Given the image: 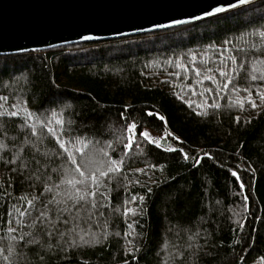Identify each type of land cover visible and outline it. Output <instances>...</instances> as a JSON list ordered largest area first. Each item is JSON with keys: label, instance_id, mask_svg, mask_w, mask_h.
<instances>
[{"label": "trees", "instance_id": "1", "mask_svg": "<svg viewBox=\"0 0 264 264\" xmlns=\"http://www.w3.org/2000/svg\"><path fill=\"white\" fill-rule=\"evenodd\" d=\"M260 27H264V0H250L224 12L159 30L0 54V95L9 96V103L23 98L32 111L49 110V116L64 111L65 119H77L82 129L91 130L85 132L89 139L100 140L105 146L115 140L113 133L125 120L142 124V131L147 127L156 133L165 132L171 143L141 141L142 151L133 147L129 152L133 159L124 169L133 183L123 181L122 187L109 184L108 198L100 201L103 207L91 218L87 213L80 214L76 232L98 236L100 243L69 249L67 260L62 250L49 253L46 245L36 247L29 253L31 264H262L264 111L247 104L243 111L229 109L227 105L237 98L231 91L219 96L215 92L200 95L206 87L216 86L203 79L209 67L229 71L240 97L246 95L244 87L260 84L246 78L253 72L250 65L241 70L230 61L221 64L219 56L225 49H248L251 42H258L259 38L249 33ZM196 68L202 72L200 77ZM233 68L239 76L231 73ZM214 74L223 82L218 73ZM205 101L219 102L222 108L216 115L200 117L195 114L200 111L197 105ZM149 112L154 115L149 116ZM237 115L240 123L235 122ZM3 119L9 118H0V122ZM20 122V118H11L7 125L9 138L18 135ZM0 142L8 145L0 150V193L6 190L11 194L0 195V247H8L11 235L21 234H9L8 227L32 231L23 226L31 224V217H20L13 205L24 210L27 205L18 203V197L38 196L43 187L27 180L28 173L18 177L11 171L13 166L3 160L15 155V149L4 137ZM114 146L113 158H119L123 146ZM173 148L183 152L169 151ZM185 153L188 160L183 158ZM197 156L202 158L199 164L192 159ZM150 165L156 167L148 170ZM134 168H145L147 174L134 173ZM233 171L239 180L231 175ZM137 179L140 184L134 183ZM241 182L244 188H240ZM34 183L36 187L31 186ZM51 195L45 193V200ZM132 195L145 196L142 215L123 214L124 202ZM117 208L119 211H114ZM29 211L32 216L36 214ZM134 220L138 223L128 229V223ZM238 223L244 227L239 228ZM69 226L74 225L70 222ZM127 231L132 236L125 238ZM105 232L109 234L107 240ZM72 238L79 243L78 236ZM129 239L133 244L128 243ZM190 243L198 246L199 255H193L197 249L189 250ZM133 245L136 251L130 250ZM40 255L45 257L43 261ZM0 264H5L2 258Z\"/></svg>", "mask_w": 264, "mask_h": 264}, {"label": "snow or ice", "instance_id": "2", "mask_svg": "<svg viewBox=\"0 0 264 264\" xmlns=\"http://www.w3.org/2000/svg\"><path fill=\"white\" fill-rule=\"evenodd\" d=\"M248 2L249 0H239L240 4ZM230 7H236V5H230ZM224 11L226 9L223 7H215L211 11H205L204 15L211 16ZM195 19H199V17H195ZM185 22L183 20L172 21L173 24ZM156 27H166V25H156ZM249 36L258 37V42H251L248 49L237 48L235 51L231 48L225 49L219 53L220 63L227 64L230 61L241 70H246V67L250 65L253 72L250 75H246V78L253 82L259 81L260 84L244 87L243 92L246 95L240 97L239 89L234 83L233 75H230L229 71L222 67H216L215 69L209 67L203 73V79L213 81L216 86L215 88L206 87L200 95L215 92L219 96L222 92L231 91L237 94V98L231 100L229 97L231 100L227 105L229 109L239 108L243 111L245 104H247L252 109L264 111V27L253 30L249 33ZM85 39H88V37H85ZM225 43L231 44V41H225ZM251 50H255V53ZM193 60H195V56H193ZM178 66L187 68L186 65ZM195 72L198 77L202 75L199 68H196ZM214 73H218L219 77L223 78V82L217 80ZM231 73L235 76L240 75L236 68L231 69ZM198 82L202 83V80ZM253 92H255V98H253ZM9 100V96L0 95V118H9L0 122V137L10 140L15 149V155L3 160V162L13 166L11 171L18 177L28 173L29 175H27L26 179L37 182L43 187V192L38 196H31V198L23 195L18 197V203L26 204L27 208L21 210V208L13 205V210L20 217H31V224L23 225L22 220H17V224L30 227L32 231L24 232L16 227H8L7 232L9 234H14L18 231L21 234L19 236L11 235L12 243L10 246L0 247V258L5 261V264H31L29 253L35 252L36 247L43 248L46 245L49 253L57 249L64 251V258L67 260L69 249L90 245L93 242H101L98 236H91L90 233L80 235L76 232V228H78L76 221L81 218L80 214L87 213L89 218H91L94 212H98L103 207L100 201L108 198V194L111 192L109 184L122 187L124 186L123 181L133 183L124 171L129 161L133 159L129 156V152H131L133 147L142 151L141 141L157 145L159 142L148 131L141 130L142 124L135 120L131 122L125 120L121 128L113 133L115 140L108 142L105 146L100 140L89 139L85 132L91 130L82 129L77 119H65L64 111L53 112L49 116V110L40 113L32 111L28 106V101L23 98L11 103H9ZM189 107H192L191 103H189ZM197 107L200 111L195 114L206 118L210 115H216L222 105L219 102L208 103L205 101L203 104L197 105ZM148 115L152 116L154 113L149 112ZM11 118H20L21 122L18 135L9 138L7 125ZM159 118L161 120L164 119L162 116ZM11 122L15 123L14 120ZM235 122H241L239 115L235 117ZM92 134L95 135V133ZM114 145L123 146L124 151L119 158H113L116 154ZM7 147V144L0 142V150ZM169 151L183 152V149L173 148L169 149ZM25 155L29 158L25 159ZM207 155L208 153H205V156ZM183 158L185 160L189 159L187 153L184 154ZM2 159L3 157H0V160ZM192 159H194L195 164H199L202 158L197 156ZM54 164L56 165L55 167L52 166ZM155 167L156 165H150L148 170ZM160 170L163 171V168ZM131 171L147 174L145 168H134ZM252 171L254 172L255 170L253 169ZM231 175L236 177L237 180L240 179L236 171H233ZM134 183L140 184L141 182L137 179ZM156 183H159V181ZM31 186L36 187L37 185L34 183ZM141 186L144 187L145 185ZM239 186L244 188L242 182ZM101 188L104 191H101ZM147 192L151 193L152 188L148 187ZM45 193L52 194L51 199L45 200ZM0 195L10 196L11 194L5 190ZM238 195H242V193H238ZM243 199L247 200L248 197L244 196ZM144 201V195H132L129 200L124 202L123 214L132 217L142 215L143 208L141 205ZM136 202L139 203L137 204ZM37 204L40 207H37ZM133 204H136V206H130ZM29 209L35 211L36 214L32 216V212ZM114 211L118 212L119 209H114ZM11 214V212L8 213L9 216ZM100 214L103 215V213ZM70 222L74 225L73 227L69 226ZM8 223L11 224V221H8ZM136 223L138 222L135 220L132 223H128V229H133ZM61 226L64 228L63 231H61ZM238 227L243 228L244 225L238 223ZM108 235L107 232L104 233L105 240L108 239ZM115 235L120 236V233L116 232ZM196 235L199 234L197 233ZM75 236H78L79 243L76 238H72ZM88 236H91V239L86 238ZM124 236L125 238L131 237L132 232L127 231ZM189 239L193 238L189 237ZM61 242H64L66 247ZM128 243L133 244V240L129 239ZM235 243L239 244L240 240H236ZM188 248L189 250L197 249V251L193 252V255L200 254L197 245L190 243ZM130 250L136 251L137 249L133 245ZM44 259L43 255L39 256L40 261ZM239 259H242V257ZM261 259L262 264H264V257Z\"/></svg>", "mask_w": 264, "mask_h": 264}, {"label": "water", "instance_id": "3", "mask_svg": "<svg viewBox=\"0 0 264 264\" xmlns=\"http://www.w3.org/2000/svg\"><path fill=\"white\" fill-rule=\"evenodd\" d=\"M230 5L239 0H0V54L159 30Z\"/></svg>", "mask_w": 264, "mask_h": 264}, {"label": "rangeland", "instance_id": "4", "mask_svg": "<svg viewBox=\"0 0 264 264\" xmlns=\"http://www.w3.org/2000/svg\"><path fill=\"white\" fill-rule=\"evenodd\" d=\"M144 131H148L150 133V135L152 137H154L158 142H160V141L164 142L165 141L167 143V145L171 144V143H169L168 136L165 134V132L164 133H156V132L152 131L151 129L147 128V127L144 128Z\"/></svg>", "mask_w": 264, "mask_h": 264}]
</instances>
